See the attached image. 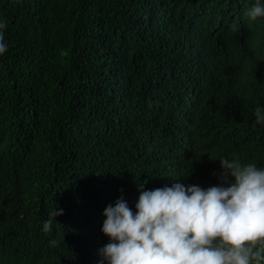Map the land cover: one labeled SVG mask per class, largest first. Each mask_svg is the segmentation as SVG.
Instances as JSON below:
<instances>
[{"label": "trees", "instance_id": "trees-1", "mask_svg": "<svg viewBox=\"0 0 264 264\" xmlns=\"http://www.w3.org/2000/svg\"><path fill=\"white\" fill-rule=\"evenodd\" d=\"M255 2L0 0V264H104V211L140 186L264 169Z\"/></svg>", "mask_w": 264, "mask_h": 264}, {"label": "clouds", "instance_id": "clouds-1", "mask_svg": "<svg viewBox=\"0 0 264 264\" xmlns=\"http://www.w3.org/2000/svg\"><path fill=\"white\" fill-rule=\"evenodd\" d=\"M251 29L264 18V3L256 0L246 12ZM6 25L0 23V30ZM237 30V25H232ZM0 31V55L7 51ZM264 124V108L254 111ZM220 186L202 189L181 183L154 190L140 186L136 211L121 198L109 205L102 232L109 243L101 249L104 264H259L264 260V169L255 162L218 159ZM55 208L43 224L51 230ZM50 244L55 246L56 241Z\"/></svg>", "mask_w": 264, "mask_h": 264}]
</instances>
